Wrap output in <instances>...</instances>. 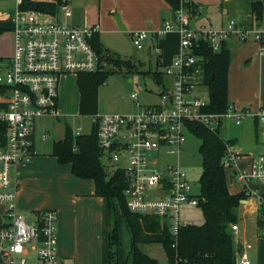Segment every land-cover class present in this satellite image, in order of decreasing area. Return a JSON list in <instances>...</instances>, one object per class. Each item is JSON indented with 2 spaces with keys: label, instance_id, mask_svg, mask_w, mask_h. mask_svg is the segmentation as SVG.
Listing matches in <instances>:
<instances>
[{
  "label": "built area",
  "instance_id": "built-area-1",
  "mask_svg": "<svg viewBox=\"0 0 264 264\" xmlns=\"http://www.w3.org/2000/svg\"><path fill=\"white\" fill-rule=\"evenodd\" d=\"M179 1L174 20L164 22L159 31L132 34L138 50L143 49L147 39L156 42L168 33L179 34V52L171 64L164 66V75L171 78V86L163 84L157 93L158 103L145 107L139 104L136 92L131 94L139 106L135 113L93 116L103 163L106 160L111 171L121 169L125 173L128 209L135 214L159 217L168 224L174 240L181 227L182 205L199 203V194H195L179 160L188 124L198 123L217 131L224 120L240 125L250 116L247 110L233 106L223 114L205 110L210 103L209 95L203 98L194 93L203 85V58L195 55L194 49L204 41L219 51L224 41L236 38L241 43L251 40L259 43L264 52V29L244 27L230 20L222 28L194 30L186 7L189 0ZM22 3L23 0H16L9 19L14 53L7 59L0 58V122L8 127L7 145L0 148V205L5 207L0 222V264H63L58 252V213L42 210L34 214V223L26 222L18 209L16 168L34 154L37 120L60 117L62 78L96 72L102 66L93 46L99 26L73 24L72 9L65 2L56 14L22 10ZM256 116L264 123V109ZM75 133L82 134L81 129ZM169 157L176 159L168 161ZM239 159L240 155L228 145L224 168H236ZM237 176L246 187L250 182H264V159L254 161L250 173L239 172ZM250 191L257 195L256 190ZM260 206H264L262 199ZM237 264H250L246 254L240 256Z\"/></svg>",
  "mask_w": 264,
  "mask_h": 264
},
{
  "label": "crops",
  "instance_id": "crops-1",
  "mask_svg": "<svg viewBox=\"0 0 264 264\" xmlns=\"http://www.w3.org/2000/svg\"><path fill=\"white\" fill-rule=\"evenodd\" d=\"M190 1L194 2V0ZM64 2L73 12L70 21L81 27L98 25L97 34L103 47L119 57L132 53L134 46L132 34L139 32L136 30L147 29L156 30L148 33L157 32L164 22L171 20V13L175 12L166 0H65ZM15 6L16 0L10 7L1 8L0 16H10ZM200 13V9L197 8L195 17H190V26L192 20ZM226 17L223 15L216 22L208 17L209 23H200L194 30L225 27L229 20H234ZM237 23L244 27L264 29L263 18L261 21H256L254 16H248L247 21ZM145 43L150 54L154 49L158 54L157 57L160 56L162 59L166 49L172 50L171 61L161 63L164 68L165 65L172 63L174 56L179 52L180 36L176 32H171L155 43L150 39H147L144 45ZM170 43L175 46L168 48ZM227 45L231 55L228 71L229 103L236 109L250 112V116L240 125L231 120H224L219 129V134L221 130L224 131V136L220 135V137L229 141L231 149L240 155L237 167L226 170L229 192L231 194L245 192L247 196L241 201L237 210L238 220L233 231L237 263L240 256L246 254L250 264H264V225L258 224L259 219L264 221V216L260 213L264 182H250L246 187L237 176L239 172L250 173L253 162L260 158L264 159V146H261L262 149L259 146V138L262 137L264 140V123L256 116L257 112L264 109V52L261 45L252 40L241 43L233 38L227 41ZM125 58L129 59L128 56ZM163 79L166 84L165 78ZM36 130L37 124L33 156L16 168L19 183V211L30 212L31 215L42 210L57 211L58 252L63 264H109L110 217L107 200L95 196V185L92 180L75 177L71 166L59 164L57 158L51 155L52 152L38 154L35 144ZM250 130H254L256 144L252 142L247 145L245 135L251 133ZM48 136L49 134L44 132L43 140ZM256 183L259 184L252 189L251 185ZM251 189L256 190L257 195H253ZM4 212L5 207L0 205V222L3 220ZM128 239L130 245L126 240L129 245L127 250L120 248L119 264H129L131 249L129 234ZM152 246L153 244L143 245L141 249L157 259L158 264H170L165 250L163 259H160L155 257L156 250Z\"/></svg>",
  "mask_w": 264,
  "mask_h": 264
},
{
  "label": "trees",
  "instance_id": "trees-1",
  "mask_svg": "<svg viewBox=\"0 0 264 264\" xmlns=\"http://www.w3.org/2000/svg\"><path fill=\"white\" fill-rule=\"evenodd\" d=\"M64 1L23 0L20 8L56 14ZM166 1L174 11L180 5L179 0ZM186 5L192 18L196 13L195 4L189 0ZM251 12L256 21H261L264 4L261 1L253 2ZM1 33L2 29L0 35ZM93 46L101 58L102 66L96 72H81L77 75L79 114L92 117L99 113V89L115 70L109 68L110 61L114 63L115 68L123 67L129 71L135 66L130 59H122L105 49L98 34L93 37ZM194 54L203 58L202 84L208 88L210 100L205 110L211 113H226L231 106L228 100L231 55L227 42L222 43L219 51H214L207 42L201 41L194 49ZM151 74L158 85L164 84V72L156 70ZM188 129L201 141L203 172L199 180L198 207L203 214L204 223L182 225L176 240L168 224L163 223L159 217L130 212L125 197V173L121 169L111 171L103 163L96 125H93L91 133L79 135L66 125L64 137L54 142L51 155L57 158L58 163L69 164L75 177L92 180L95 196L107 200L110 217L109 264H119L120 241L115 220L116 212L122 216L130 236L129 264H158L157 259L141 249V246L147 244H161L170 264H237L232 227L237 223V210L241 201L247 196L245 192L231 194L227 186L223 158L230 142L220 137L219 130L211 131L198 123L188 124ZM7 133L6 123L0 122V148L7 145ZM260 213L264 216V206L260 208ZM258 224L262 226L264 221L259 219Z\"/></svg>",
  "mask_w": 264,
  "mask_h": 264
},
{
  "label": "rangeland",
  "instance_id": "rangeland-1",
  "mask_svg": "<svg viewBox=\"0 0 264 264\" xmlns=\"http://www.w3.org/2000/svg\"><path fill=\"white\" fill-rule=\"evenodd\" d=\"M38 1H50V0H38ZM261 1L264 4V0H194L195 12L197 8L200 9L201 13L192 20V29H195L200 23H209L208 17L214 22L221 19V17L227 16L226 19H234L239 23L247 21L248 16H253L251 12V4L253 2ZM15 0H0V9L4 7H10L13 5ZM194 14V13H193ZM196 13L192 16L195 17ZM10 16H0V29L2 33L0 35V58L7 59L14 53V37L10 31L11 26L9 23ZM264 19V12H263ZM6 20V21H5ZM210 20V21H211ZM211 21V22H212ZM230 21V20H229ZM264 26V25H263ZM259 27H261L259 25ZM151 32L156 30H136ZM148 43V42H147ZM145 43L143 49L137 50L133 46L132 53L121 55L120 58H128L135 65L132 70L127 68H115L113 62L110 61L109 68L114 72L108 77L106 83L100 87L98 92V112L100 114H111V113H132L137 112L139 106L137 101L131 98V94L137 93V100L143 107L154 105L158 103L159 96L157 93L162 90L163 85L160 86L156 83L151 72L161 70L164 72V68L161 63H168L171 61L172 56L170 52L172 50H165L164 57L158 59L157 53L152 49L151 54L148 50V45ZM155 43V42H154ZM175 44L169 45L168 48H173ZM155 48V47H154ZM157 49V48H155ZM142 56V58H141ZM134 57V58H132ZM159 60V61H157ZM158 62V66L156 65ZM165 83L168 87L171 86V78L165 76ZM196 95H200L203 98L208 97L209 91L205 85H201L194 90ZM79 99L80 94L77 87V76L70 75L63 77L59 89L58 99V110L60 117H43L37 121V130L35 134V144L38 154L51 153L55 140L63 137L64 129L66 125L70 126L74 132L78 128L81 129L82 134H89L92 131L93 117L82 116L79 114ZM230 122V121H229ZM48 133L49 136L46 140H43V134ZM251 133L245 135V143L247 145L254 142L256 144V135L254 130ZM222 137L224 131L221 130ZM201 141L190 131L186 133V143L180 154V164L182 168L187 172L190 182L193 185L194 192L200 194V176L203 172L202 157L200 153ZM259 146H264V140L262 137L259 138ZM262 149V148H261ZM175 157L167 158L168 161H175ZM106 160L104 163L106 166ZM111 170V169H110ZM229 177V171H227ZM259 183L252 184V189H255ZM21 212V211H20ZM25 215L26 222L31 224L34 223V215L30 212H21ZM181 226L188 224L202 225L204 223V217L201 209L198 206H191L184 204L180 210ZM115 220L117 221L118 235L120 241V248L126 249L130 245L128 239V232L126 224L119 212H116ZM128 241V243L126 242ZM155 248V257L163 259L164 249L159 244H153ZM152 246V247H153Z\"/></svg>",
  "mask_w": 264,
  "mask_h": 264
},
{
  "label": "water",
  "instance_id": "water-1",
  "mask_svg": "<svg viewBox=\"0 0 264 264\" xmlns=\"http://www.w3.org/2000/svg\"><path fill=\"white\" fill-rule=\"evenodd\" d=\"M174 18H175V12H172V13H171V20L173 21Z\"/></svg>",
  "mask_w": 264,
  "mask_h": 264
}]
</instances>
